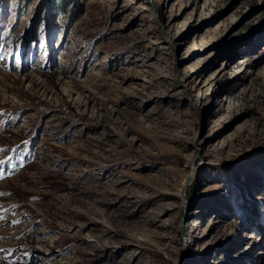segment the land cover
Segmentation results:
<instances>
[{
    "label": "rangeland",
    "instance_id": "1",
    "mask_svg": "<svg viewBox=\"0 0 264 264\" xmlns=\"http://www.w3.org/2000/svg\"><path fill=\"white\" fill-rule=\"evenodd\" d=\"M0 161V264H264V0H0Z\"/></svg>",
    "mask_w": 264,
    "mask_h": 264
},
{
    "label": "bare ground",
    "instance_id": "2",
    "mask_svg": "<svg viewBox=\"0 0 264 264\" xmlns=\"http://www.w3.org/2000/svg\"><path fill=\"white\" fill-rule=\"evenodd\" d=\"M149 4H152L153 6H155V7H157V4L159 3V0H146ZM141 9L142 10H148L149 8L147 7H145V8H142L141 7ZM166 40L168 41V42H171V38L168 36V34H166ZM196 49H198V48H195L194 50H196ZM193 75V73H186V74H181V75H179L178 76V78H179V81H183V80H186V79H188L189 77H191ZM160 76V75H159ZM61 93L64 95V96H66L67 98H68V100H73L74 101V103L75 104H77V105H79V106H81V108H82V113L84 114V112H85V109H86V103H87V101H86V97H82V94H78V95H76L74 92H73V89L72 88H69V87H67V86H62V88H61ZM73 94H75L76 96L75 97H73ZM207 93H205V94H203L202 95V93H200V92H198V94L196 95V98H195V100H194V102L192 101V105L193 106H195L196 105V103L200 100V99H203L204 98V95H206ZM43 95V94H42ZM45 97V96H44ZM42 98V97H41ZM50 101V100H49ZM70 102V101H69ZM74 107V106H73ZM78 108V107H77ZM80 112V111H79ZM81 113V112H80ZM185 178V177H184ZM184 178L181 180V183H180V186H179V188L177 189V191H175V195H179L180 194V191H181V188L182 187H186V184L184 185L183 184V180H184ZM188 182V181H187ZM186 182V183H187ZM169 192V191H168ZM173 193V192H172ZM195 226H197V225H195ZM179 227H181V226H179Z\"/></svg>",
    "mask_w": 264,
    "mask_h": 264
},
{
    "label": "water",
    "instance_id": "3",
    "mask_svg": "<svg viewBox=\"0 0 264 264\" xmlns=\"http://www.w3.org/2000/svg\"><path fill=\"white\" fill-rule=\"evenodd\" d=\"M188 180H189V175L183 180V184L186 183ZM180 214H181V212H180ZM180 217H181V215H180Z\"/></svg>",
    "mask_w": 264,
    "mask_h": 264
},
{
    "label": "snow or ice",
    "instance_id": "4",
    "mask_svg": "<svg viewBox=\"0 0 264 264\" xmlns=\"http://www.w3.org/2000/svg\"><path fill=\"white\" fill-rule=\"evenodd\" d=\"M0 163H3V161H0Z\"/></svg>",
    "mask_w": 264,
    "mask_h": 264
}]
</instances>
